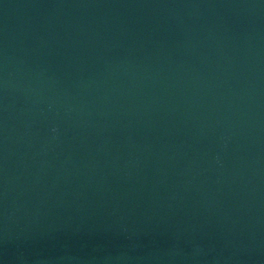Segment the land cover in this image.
<instances>
[{
    "label": "water",
    "instance_id": "95a60500",
    "mask_svg": "<svg viewBox=\"0 0 264 264\" xmlns=\"http://www.w3.org/2000/svg\"><path fill=\"white\" fill-rule=\"evenodd\" d=\"M0 264H264V0H0Z\"/></svg>",
    "mask_w": 264,
    "mask_h": 264
}]
</instances>
